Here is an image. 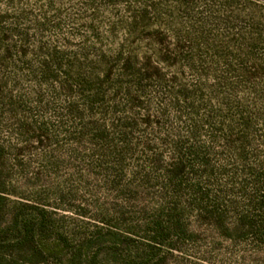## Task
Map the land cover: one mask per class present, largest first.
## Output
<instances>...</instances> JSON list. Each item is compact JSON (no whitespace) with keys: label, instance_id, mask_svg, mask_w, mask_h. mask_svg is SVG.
<instances>
[{"label":"rangeland","instance_id":"1","mask_svg":"<svg viewBox=\"0 0 264 264\" xmlns=\"http://www.w3.org/2000/svg\"><path fill=\"white\" fill-rule=\"evenodd\" d=\"M184 11L176 0H0V264H264V243L237 225L263 185L264 71L178 48ZM190 11L226 47L256 42L264 64V0ZM117 54L132 58L125 68ZM200 195L221 222L195 208Z\"/></svg>","mask_w":264,"mask_h":264},{"label":"trees","instance_id":"2","mask_svg":"<svg viewBox=\"0 0 264 264\" xmlns=\"http://www.w3.org/2000/svg\"><path fill=\"white\" fill-rule=\"evenodd\" d=\"M136 1V0H133ZM197 3V0H176L177 7H181L184 9V22L178 20L177 24L179 28L173 29L174 31V38L176 41V45L180 49H196L202 46L204 49H217L219 51L224 52L223 54L227 57H230L236 63L238 64L239 68L237 70L240 75L243 76H258L262 74L264 71V64L262 60L257 58L255 55V51L259 50L255 46L254 42H248L244 43L242 46L232 45L235 41L234 39H230L228 41L227 47L221 43L220 39L213 38L210 36L209 27L212 26L215 22L213 20H210V17L207 18H200L198 13H191L190 10H193L194 5ZM223 8H225V4H222ZM150 8L154 9V5H150ZM131 13V22L127 23L125 25V30L128 33H131L134 31V29L139 26L140 23H143L145 20V16L147 14V9L142 8L141 10L137 11H130ZM155 41L157 44L162 45L167 41V37L165 34L160 32H155ZM256 41V40H254ZM240 44V42H239ZM257 44V43H256ZM264 49V48H262ZM57 52L50 53L49 58L56 61L57 58ZM104 59V61H103ZM132 58L131 57H123L120 54H117L115 56V60L122 63L123 68L127 65L128 62H130ZM1 60V58H0ZM102 61L104 63L108 62V59H105L103 56ZM47 59L42 61L41 68L42 73L47 74L49 76L48 66H47ZM108 72V71H107ZM108 74V73H106ZM65 75H69L67 72ZM67 77V76H66ZM74 77H77L78 79H83L82 81H86L85 78H79L82 77L80 72H76L74 74ZM77 113L75 115H78V112L74 109H72V112ZM145 124L149 122V120H143ZM243 125H247V122L243 120ZM36 139L38 142H42L41 138H43V134H37ZM40 139V140H39ZM178 152V151H177ZM177 154V161L174 164V167L167 172V175L170 177H175L177 175H180L181 168L183 165V160L181 158L180 153ZM180 156V157H178ZM169 173V174H168ZM171 175V176H170ZM262 189L259 194H256L257 196L254 197L253 201L250 203L252 204V207L257 211L256 214L251 215L249 213H244L241 216L238 217L237 225L246 228L245 229V235L251 237L253 240L264 243V179H262ZM204 195H200L199 200L196 201L195 208L200 212H207L209 216L205 217H213L216 222L222 221L221 214H215L214 211H207L209 209V203L206 202ZM208 203V204H207ZM213 207V206H212ZM241 230V229H240ZM27 235H30L32 233L31 230H26Z\"/></svg>","mask_w":264,"mask_h":264}]
</instances>
